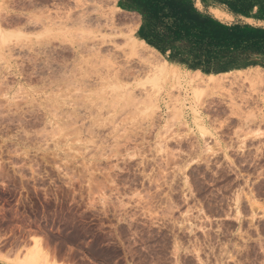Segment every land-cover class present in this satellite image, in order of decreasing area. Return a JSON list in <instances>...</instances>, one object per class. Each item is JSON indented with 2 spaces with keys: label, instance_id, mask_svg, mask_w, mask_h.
I'll use <instances>...</instances> for the list:
<instances>
[{
  "label": "rangeland",
  "instance_id": "obj_1",
  "mask_svg": "<svg viewBox=\"0 0 264 264\" xmlns=\"http://www.w3.org/2000/svg\"><path fill=\"white\" fill-rule=\"evenodd\" d=\"M84 3L141 39L119 0H0V264H264V70L79 49Z\"/></svg>",
  "mask_w": 264,
  "mask_h": 264
},
{
  "label": "crops",
  "instance_id": "obj_2",
  "mask_svg": "<svg viewBox=\"0 0 264 264\" xmlns=\"http://www.w3.org/2000/svg\"><path fill=\"white\" fill-rule=\"evenodd\" d=\"M153 9L157 25L125 10L138 14L139 37L179 69L207 76L264 70V0H152Z\"/></svg>",
  "mask_w": 264,
  "mask_h": 264
},
{
  "label": "bare ground",
  "instance_id": "obj_3",
  "mask_svg": "<svg viewBox=\"0 0 264 264\" xmlns=\"http://www.w3.org/2000/svg\"><path fill=\"white\" fill-rule=\"evenodd\" d=\"M107 1H108L109 4H112V5L116 6L118 9H122L118 5V0H107ZM57 13H59V11ZM53 14L50 11L48 14H44L46 16H44L43 19L38 18L37 20L33 21V19L31 18V24H32L31 26L38 27V28L47 27L48 29H55V28H58V27L61 28L63 25H68L69 22L67 20H63L60 17L57 18ZM73 23L74 24H80V25H82L84 27L85 26H87V27L96 26L98 28V31H99V33L93 34L92 36L88 37L87 40H84V38H83V41L77 43L78 46H79V49L88 48V49H91V50L99 51V50L105 48L106 50L112 51L114 55L116 54L117 56H121V55H124L125 52H126L125 46L131 45L132 51L135 54H137V57L139 58V60L141 62L142 61H150V62L155 61L153 56L151 54H149L145 50L146 47L154 49L153 47H151L149 44H147L144 41V39L142 40V39H139L138 37H135V36L130 38V37H128L129 35L128 36L124 35L120 31V29L117 28L112 16L100 13L99 8H97V6H95L93 3L92 4H87V5H85V3H84V5L82 7L80 6L78 17H77V19L73 20ZM0 35H3L4 37L6 35L5 31L2 29L1 25H0ZM45 45L47 46V44H45ZM5 46L10 51H15V52H21L22 50L24 51V46H22L21 44H19L17 42L16 43H7ZM53 46H54V43H53ZM78 46H76V47H78ZM41 47H42L41 51L43 52V46H39V49H41ZM48 48H50V47H48ZM54 48H55V46H54ZM44 49H45V47H44ZM158 63L159 62H157V64ZM167 66H168L167 62H164L162 64H158V66H156V69H155V71H157V72L153 73L154 75L153 74H149V75H152L154 77H158L159 78V76H157L156 73L158 75H160V74L162 75V73L166 71ZM151 67L146 68L145 72H147V73L150 72L151 73ZM118 71L121 72L122 68H119V69L116 70V72H118ZM238 71H240V70H238ZM195 72H201V71L198 70V71H195ZM172 74H173V78L176 77V76H174V72ZM225 74H227V73H225ZM256 74H257V72H256ZM169 75H171V74L169 73ZM215 76H216L215 74L210 75V79L207 82V83H209V85L217 83V79H216ZM196 78L198 79L199 77L196 76ZM254 79H257L258 81H263V78L260 75L256 76Z\"/></svg>",
  "mask_w": 264,
  "mask_h": 264
},
{
  "label": "trees",
  "instance_id": "obj_4",
  "mask_svg": "<svg viewBox=\"0 0 264 264\" xmlns=\"http://www.w3.org/2000/svg\"><path fill=\"white\" fill-rule=\"evenodd\" d=\"M152 0H120V5L122 8L127 10H138L145 18H150L152 22L157 25L159 23V17L157 9H153L149 12V2ZM152 42V40H149Z\"/></svg>",
  "mask_w": 264,
  "mask_h": 264
}]
</instances>
